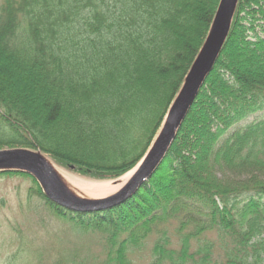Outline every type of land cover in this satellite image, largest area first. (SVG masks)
Masks as SVG:
<instances>
[{
  "label": "trees",
  "instance_id": "1",
  "mask_svg": "<svg viewBox=\"0 0 264 264\" xmlns=\"http://www.w3.org/2000/svg\"><path fill=\"white\" fill-rule=\"evenodd\" d=\"M220 1L0 0V150L123 176L161 128ZM259 20L264 0H238L166 156L121 203L74 212L29 175L0 174L29 178L56 215L100 235L101 264H133L154 233L148 264H264V38L248 36Z\"/></svg>",
  "mask_w": 264,
  "mask_h": 264
},
{
  "label": "rangeland",
  "instance_id": "2",
  "mask_svg": "<svg viewBox=\"0 0 264 264\" xmlns=\"http://www.w3.org/2000/svg\"><path fill=\"white\" fill-rule=\"evenodd\" d=\"M246 23L248 24L249 21ZM255 35L260 39L264 38L262 20L257 21L255 32L248 36L253 40ZM162 126L163 124L161 128ZM161 128L145 155L158 137ZM28 150L36 151L37 148ZM43 156L61 171L63 180L68 181L67 190L69 191L66 194V190L61 192L66 197L67 194L70 197L73 195L81 200L78 202L83 203L106 199L116 194L120 189L118 181L136 167L135 165L123 176L113 180H95L57 165L45 154ZM57 181L59 182L58 179ZM61 183L60 180L59 186ZM111 186L113 190L110 189ZM32 187V182L27 177L0 174V264L103 263L106 258L104 239L96 233L83 232L73 222L56 215L42 199L33 194ZM156 237L155 233L152 234L146 246L131 257L133 264H148L151 261L152 244Z\"/></svg>",
  "mask_w": 264,
  "mask_h": 264
},
{
  "label": "water",
  "instance_id": "3",
  "mask_svg": "<svg viewBox=\"0 0 264 264\" xmlns=\"http://www.w3.org/2000/svg\"><path fill=\"white\" fill-rule=\"evenodd\" d=\"M237 1H220L207 39L177 97L169 107L158 137L148 153L131 171L132 173L136 170L134 174L116 194L106 199L86 203L67 198L61 189L57 188L59 182L44 162L45 157L39 149L36 151L22 148L0 150V172L14 171L30 175L52 203L74 212L100 211L114 207L127 199L150 178L166 156L178 129L219 57L228 35Z\"/></svg>",
  "mask_w": 264,
  "mask_h": 264
},
{
  "label": "bare ground",
  "instance_id": "4",
  "mask_svg": "<svg viewBox=\"0 0 264 264\" xmlns=\"http://www.w3.org/2000/svg\"><path fill=\"white\" fill-rule=\"evenodd\" d=\"M158 136V135H157ZM44 159V162L47 164V166L49 167V169H50V171L52 172V174H53V176H54V178H56V179H58L59 180V182H60V180H61V186H57V188H59V189H61V190H66V192H65V194L67 193V191H69V190H67L68 189V187H67V185H69L68 184V181L67 180H63V174L61 173V171L54 165V164H52L48 159H46V158H43ZM134 169V168H133ZM136 171V170H135ZM135 171H133L132 173L130 172L129 174H127V175H125L124 177H122L119 181H118V187L119 188H121V187H123L127 182H128V180L131 178V176L134 174V172ZM113 185H114V183H112ZM60 185V184H59ZM110 189H114L112 186H111V188ZM118 189V188H117ZM110 191V190H109ZM71 194V193H70ZM68 196H69V194H67ZM84 195H89V194H84ZM103 195V194H102ZM67 196V198H69V199H71V200H73V201H81V200H78V199H76L75 198V196H69L68 197Z\"/></svg>",
  "mask_w": 264,
  "mask_h": 264
}]
</instances>
